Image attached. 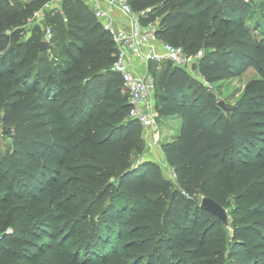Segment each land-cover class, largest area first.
<instances>
[{
	"label": "trees",
	"instance_id": "obj_1",
	"mask_svg": "<svg viewBox=\"0 0 264 264\" xmlns=\"http://www.w3.org/2000/svg\"><path fill=\"white\" fill-rule=\"evenodd\" d=\"M47 1L0 0V264H264V24L246 21L251 1L129 0L159 38L202 50L201 79L147 63L157 119L179 121L159 142L171 178L140 155L114 42L87 3L45 9L39 49L44 29L24 24ZM249 66L258 76L223 108L203 81Z\"/></svg>",
	"mask_w": 264,
	"mask_h": 264
},
{
	"label": "built area",
	"instance_id": "obj_2",
	"mask_svg": "<svg viewBox=\"0 0 264 264\" xmlns=\"http://www.w3.org/2000/svg\"><path fill=\"white\" fill-rule=\"evenodd\" d=\"M62 1L44 2L27 18L29 24L33 22L44 29L42 40L49 42L51 37L49 25L42 24L44 10L51 7L61 10ZM83 1L89 5L94 17L109 32L114 42L116 50L112 69L119 74L122 86L127 92L130 102L129 115L140 123V135L144 142V148L151 150L154 146L159 147L156 137L158 124L153 95L154 80L148 73L147 63L151 60L157 63L168 61L192 73L194 70L191 69V63L196 62V58L202 54V50L188 53L181 45H175L159 38L156 34L157 21H142L140 14L132 9L129 0ZM102 2L107 3V6L101 5ZM111 8L119 10L123 16L119 25H114ZM63 20H66L64 16ZM134 57H139L144 63L143 71H135L132 68L131 61Z\"/></svg>",
	"mask_w": 264,
	"mask_h": 264
},
{
	"label": "rangeland",
	"instance_id": "obj_3",
	"mask_svg": "<svg viewBox=\"0 0 264 264\" xmlns=\"http://www.w3.org/2000/svg\"><path fill=\"white\" fill-rule=\"evenodd\" d=\"M251 1V10L246 16V21H253L254 19L256 21H259L261 25L264 24V0H250ZM31 24L26 19V22L24 24V27L27 29ZM25 30V29H24ZM25 33V32H24ZM26 34V33H25ZM24 36V34L22 35ZM156 71L158 68L155 69ZM148 73H152V71L149 69ZM191 75L197 79H201L199 74L197 72H192ZM258 74L256 73L255 69L251 66L245 68L241 73L231 76L230 78L219 80L213 83H208L206 81H203V84L207 86L218 99L223 100L224 104L232 103L235 101V99L240 94L245 82L250 79L257 77ZM200 77V78H199ZM179 121L175 118V120H172V118H162L158 121V130L159 134H157V140L158 142L167 140L170 133L175 134L178 129ZM162 126V127H161ZM9 147V139L7 136L3 135L1 133L0 129V150L3 152ZM160 148L157 146H154L151 150L149 149H143L142 153H140L142 158H147V154L152 156V160L156 161L160 165V168L164 174L165 177L171 178L172 172L170 166L165 162L164 157L162 158L163 154H161ZM137 156V155H136ZM227 210L229 208L227 207ZM80 235V234H79Z\"/></svg>",
	"mask_w": 264,
	"mask_h": 264
},
{
	"label": "water",
	"instance_id": "obj_4",
	"mask_svg": "<svg viewBox=\"0 0 264 264\" xmlns=\"http://www.w3.org/2000/svg\"><path fill=\"white\" fill-rule=\"evenodd\" d=\"M49 46V42L47 40H41L39 43V49L45 50ZM191 69L196 70V62L193 61L191 63ZM219 105H221L223 108H225V104L223 100L219 99L218 101ZM200 206L212 213H214L223 223L224 225H228V216L227 211L224 206L219 204L216 200L209 196H202L200 199Z\"/></svg>",
	"mask_w": 264,
	"mask_h": 264
},
{
	"label": "crops",
	"instance_id": "obj_5",
	"mask_svg": "<svg viewBox=\"0 0 264 264\" xmlns=\"http://www.w3.org/2000/svg\"><path fill=\"white\" fill-rule=\"evenodd\" d=\"M101 5L107 6V3L102 2ZM110 12H111L112 17H113V20H114V25H119V24L122 22V20H123V19H122L123 16H122L121 13L119 12V10H117V9H115V8H111V9H110ZM131 66H132V68H133L135 71H143L144 68H145L144 63L141 61V59H139V57H134V58H133V60L131 61ZM199 78H200V77H199ZM162 118H164V117H161V118H158V119H157V124H158L159 119H162ZM165 118H172V120H175L176 117H165ZM176 119H177V118H176ZM161 127H162V126H161ZM159 130H160V129H159ZM159 130L157 129L158 134L161 132V131L159 132ZM170 134H171V135L169 136V138H168L167 140L171 139L176 133H175V134L170 133ZM159 150H160L161 154H163L162 151H161V149H159ZM147 157L152 159V156L150 157L149 154H147ZM162 158H163V156H162Z\"/></svg>",
	"mask_w": 264,
	"mask_h": 264
}]
</instances>
